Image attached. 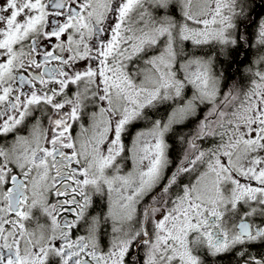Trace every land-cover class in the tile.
<instances>
[{
  "label": "snow or ice",
  "instance_id": "snow-or-ice-1",
  "mask_svg": "<svg viewBox=\"0 0 264 264\" xmlns=\"http://www.w3.org/2000/svg\"><path fill=\"white\" fill-rule=\"evenodd\" d=\"M257 6L3 0L0 264H264Z\"/></svg>",
  "mask_w": 264,
  "mask_h": 264
},
{
  "label": "trees",
  "instance_id": "trees-1",
  "mask_svg": "<svg viewBox=\"0 0 264 264\" xmlns=\"http://www.w3.org/2000/svg\"><path fill=\"white\" fill-rule=\"evenodd\" d=\"M257 8L255 11V15L257 16V18H259L260 14L264 13V5H261L259 3V0H257ZM252 31V28H249V32ZM245 60L247 59V57L245 56L244 58ZM243 61L238 60L231 68V79L232 80H241L242 79V72H243ZM191 125H189L188 127H186L184 129V132L187 133L191 130ZM181 145L178 142H174L173 143V149L171 152L172 158L175 161L176 159L179 158L180 155V151H181ZM223 264H229V260L226 258L223 262Z\"/></svg>",
  "mask_w": 264,
  "mask_h": 264
},
{
  "label": "flooded vegetation",
  "instance_id": "flooded-vegetation-1",
  "mask_svg": "<svg viewBox=\"0 0 264 264\" xmlns=\"http://www.w3.org/2000/svg\"><path fill=\"white\" fill-rule=\"evenodd\" d=\"M181 154H182V147H181V151H180V155H181ZM180 155H179V156H180Z\"/></svg>",
  "mask_w": 264,
  "mask_h": 264
},
{
  "label": "rangeland",
  "instance_id": "rangeland-1",
  "mask_svg": "<svg viewBox=\"0 0 264 264\" xmlns=\"http://www.w3.org/2000/svg\"><path fill=\"white\" fill-rule=\"evenodd\" d=\"M3 3V0H0V4H2Z\"/></svg>",
  "mask_w": 264,
  "mask_h": 264
}]
</instances>
